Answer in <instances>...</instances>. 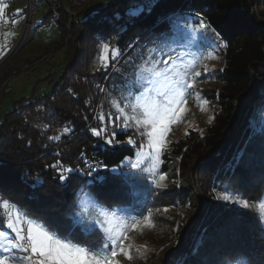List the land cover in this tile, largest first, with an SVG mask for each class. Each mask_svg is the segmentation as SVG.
<instances>
[{
	"label": "trees",
	"instance_id": "trees-1",
	"mask_svg": "<svg viewBox=\"0 0 264 264\" xmlns=\"http://www.w3.org/2000/svg\"><path fill=\"white\" fill-rule=\"evenodd\" d=\"M46 1L52 6L46 7L39 25L53 24L58 32L54 50H65L59 84L46 94L14 101L0 117V194L29 217L58 231L74 229L77 243L97 247L105 234H88L87 221L78 223L80 209L74 201L79 189H90L108 215L119 209L132 217L151 212L163 221L166 235L138 247L139 252L132 248L128 264H264V219L257 207L264 198L262 6L255 11L256 0ZM263 4L264 0L256 6ZM137 7L144 11L129 16V9ZM200 20L220 41L222 82L211 93V123L200 134L192 132L172 142L162 154L157 168H167L169 180L159 187L157 177L141 165L131 169L142 138L135 128H114L105 113L101 123V101L124 94L123 75L133 73L148 48L173 33L185 34L184 25L191 29ZM103 42L119 48L121 55L107 71L95 68L88 73ZM39 57H28L23 66ZM12 72L1 76L0 85ZM74 77L91 78L98 87L89 94L71 81ZM65 127L70 133H63ZM102 127L106 131L99 137L92 134L91 129ZM113 131L114 142L108 145L105 138ZM50 136L60 139L49 140ZM128 137L137 143H127ZM58 161L73 169L66 181L48 167ZM92 167L96 172L87 176ZM221 192L246 199L252 207L224 200Z\"/></svg>",
	"mask_w": 264,
	"mask_h": 264
},
{
	"label": "snow or ice",
	"instance_id": "snow-or-ice-1",
	"mask_svg": "<svg viewBox=\"0 0 264 264\" xmlns=\"http://www.w3.org/2000/svg\"><path fill=\"white\" fill-rule=\"evenodd\" d=\"M143 11L142 7L131 8L128 15L138 16ZM17 13L22 16L23 10L17 9ZM3 15L4 10L0 8V16ZM11 23L15 24L18 21L12 20ZM179 27L177 25V28ZM208 27L209 25L203 20H200L199 24L194 25L191 29L184 25L186 36L183 40H186V43L182 40H173L172 43L175 44V47L166 45L167 51L161 49L159 55L153 50L142 65L134 66L132 75L123 82L124 94L120 97L123 106L119 101H113V106L118 114L113 119L109 113L108 122L114 128H135L137 134L142 138L137 157L151 161L152 168L163 162L161 156L172 143L168 139L172 126L184 122L185 114L189 111V97L196 95L201 111H205V106L209 103L198 95L196 91L197 79L210 71L208 64L203 63V60L218 59V57L214 52H209L202 59L189 61L186 60L188 54L183 51L195 40V33H199L201 37L207 39ZM6 50V48L0 47V58H3ZM120 55L119 48H114L108 42H103L98 48L97 59L100 68L97 70L102 68L107 71L110 65L119 59ZM198 65H202L203 72ZM99 120L101 123L104 122L103 113L99 116ZM121 120L123 121L122 125L119 123ZM208 122L211 123V117ZM70 131L67 127L63 129L65 134ZM103 131H106V128L91 129L92 134L97 137ZM185 134H187V129H185ZM115 136L116 133L113 131L111 136L105 138V143L113 144ZM59 139L60 136L49 137V140ZM115 142L120 143L118 140ZM127 143L136 144L137 141L128 137ZM240 159L242 156L237 158V160ZM125 160L128 158L126 157ZM48 167L56 170L60 181H66L68 179L66 173L73 172L71 167H65L59 161ZM101 167L107 166L101 165ZM139 168L140 163H131V169ZM112 171L116 172L117 169L114 168ZM144 171H150V169ZM94 172H96V168L92 167L86 175L92 176ZM166 179L167 175L161 173L158 180L154 182L159 187H164L161 182ZM223 199L231 200L244 209L252 207L250 201L240 197L224 195ZM74 203L80 209L76 213L81 217V221L78 223L87 221L84 224L85 232L94 234L96 231L102 230L105 234L100 247L95 244L77 243L74 240V229H69L67 232L58 231L40 219L29 217L26 211H22L18 205L0 194V211L4 213L3 216H0V264H123L122 258L127 261L133 260V245L130 242L126 243L131 239L129 232L142 230V226L154 227L151 212L140 218L132 217L127 221L115 220V214L112 219H109L108 213L99 204L98 197L90 189H79L77 200ZM257 207L260 210L259 218L264 219V198L259 200ZM178 227L179 225H177ZM5 228L7 231L2 230ZM136 251L139 252L140 249L137 248ZM247 264H250V261Z\"/></svg>",
	"mask_w": 264,
	"mask_h": 264
},
{
	"label": "rangeland",
	"instance_id": "rangeland-1",
	"mask_svg": "<svg viewBox=\"0 0 264 264\" xmlns=\"http://www.w3.org/2000/svg\"><path fill=\"white\" fill-rule=\"evenodd\" d=\"M256 2L261 3L262 0H257L255 3ZM47 6L52 5L46 0H41L39 2H32V0H0V8H3L4 10V15L0 16V47L7 49L3 58H0V78L12 69L14 70V72L5 77L0 85V117L11 108L14 101L20 100L23 97H35L39 94H46L50 92L55 84H59V70L62 67V62H64L65 50L64 48L54 50V42L58 38V32L55 30L53 24L49 26L39 25L41 16ZM261 6L264 10L263 4L255 6V11L261 8ZM17 9L23 10L22 16L17 13ZM66 9L71 11L70 6H67ZM55 13L57 14V12ZM263 18L264 17H262V19ZM12 20H16L18 23L13 24L11 23ZM26 20L29 21V27L25 37L22 38ZM206 35L207 39H204L199 33H195V40L190 46L184 48L183 51L188 54L186 60L189 61L202 59L207 56L209 52H214L215 56L218 57V59L203 60V63L208 64L210 71L204 73L201 78L197 79L196 91L202 99H206L209 103L205 106L206 110L201 111L196 95L194 94L189 97V111L185 114L184 122L173 125L172 131L169 133L168 139L172 142L183 140L192 132L197 134L202 133L205 125L208 123L209 118L212 117L214 112L211 93L212 90H216L222 82L219 70L223 64V55L220 41L208 33H206ZM185 36L186 33H173L170 38L164 39L157 45L148 48L147 50L149 51L147 52V55L139 65H142L143 61L150 57L153 50L159 55L161 49L167 51V47H165L166 45L175 47V44L172 43L173 40H182L186 43V40H183ZM30 56L41 57L29 65L23 66ZM97 56L98 53L88 64V73L95 68H100ZM198 67H200V70L203 72L202 65H198ZM131 75L132 72L129 73V75H123L124 81ZM91 76H93V74H91ZM72 80L73 82L78 83V87L87 90L89 94L92 93L93 88L98 87L91 78L88 79L87 77H84L82 78L83 82L76 77L72 78L71 81ZM113 101H119L121 103L118 95H108L107 97H104L101 101L100 113H105V115L115 113L117 115L118 113L113 106ZM121 106H123V103H121ZM185 129H187V134H185ZM165 162H169V159ZM136 163H140L144 170L150 169V171L147 172L153 174L157 179L161 173L167 175V168L159 169L157 166L152 168V162L144 160L143 157L138 158L136 156ZM168 180L169 179H166L163 182ZM220 194L223 196H236L230 192H221ZM113 214H115V220L127 221L132 218L128 212L120 209L109 214L108 218L112 219ZM152 219L154 227L142 226V230L130 231L129 236L131 239L130 241H126V243L130 242L133 245V248H138L148 242H158V238L161 234L166 235V230L162 227L163 221L153 217ZM115 220L113 221L114 223ZM178 223L179 221H177V224ZM2 230H6V228ZM169 230L171 232L170 228ZM122 260L123 264H128L130 262L123 258Z\"/></svg>",
	"mask_w": 264,
	"mask_h": 264
},
{
	"label": "bare ground",
	"instance_id": "bare-ground-1",
	"mask_svg": "<svg viewBox=\"0 0 264 264\" xmlns=\"http://www.w3.org/2000/svg\"><path fill=\"white\" fill-rule=\"evenodd\" d=\"M28 27H29V21L26 20L25 24H24V30H23V36L22 38L25 37L26 33H27V30H28Z\"/></svg>",
	"mask_w": 264,
	"mask_h": 264
},
{
	"label": "built area",
	"instance_id": "built-area-1",
	"mask_svg": "<svg viewBox=\"0 0 264 264\" xmlns=\"http://www.w3.org/2000/svg\"><path fill=\"white\" fill-rule=\"evenodd\" d=\"M257 1V0H256ZM257 3V2H256ZM256 3H255V6H256Z\"/></svg>",
	"mask_w": 264,
	"mask_h": 264
},
{
	"label": "clouds",
	"instance_id": "clouds-1",
	"mask_svg": "<svg viewBox=\"0 0 264 264\" xmlns=\"http://www.w3.org/2000/svg\"><path fill=\"white\" fill-rule=\"evenodd\" d=\"M237 264H239V262H237Z\"/></svg>",
	"mask_w": 264,
	"mask_h": 264
}]
</instances>
